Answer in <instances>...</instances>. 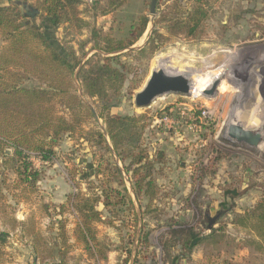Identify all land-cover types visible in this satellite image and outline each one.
I'll list each match as a JSON object with an SVG mask.
<instances>
[{"label":"rangeland","instance_id":"1","mask_svg":"<svg viewBox=\"0 0 264 264\" xmlns=\"http://www.w3.org/2000/svg\"><path fill=\"white\" fill-rule=\"evenodd\" d=\"M83 1L90 6L95 0ZM178 1L184 17L199 1L200 7L207 11L202 15L200 35H174L166 25L156 26L162 35V45L149 60H139L136 52L149 43L155 29V23L152 28L149 22L145 33L132 46L144 45L119 54L125 55L122 62L127 63L129 73L120 98L110 108L112 114L145 117L142 147L154 164L152 177L158 185L152 201L144 193L139 199L136 197L123 162L117 160L112 150L108 152L86 137L90 130L101 131L89 105L98 116L104 109L98 97L84 94L76 70L94 54L105 57L111 52L94 46L87 29L55 27L42 11L27 17L26 22L39 27L56 47L65 44L76 50L81 60L72 76L71 91L90 109L92 117L82 114L75 135L64 133L59 141L49 145L54 151L50 158L30 155L32 167L40 173L35 185L24 183L15 168L0 167V237L4 240L0 244V264H57L62 259L59 219L66 222L71 245L65 255L68 264H264V255L253 246H245L253 234L237 223L264 197V143L256 148L228 135L230 120L236 114L242 116L243 126L259 127L264 135V0ZM10 2L18 3L25 15L37 4V0H0V5L7 6ZM148 2L128 0L111 14L92 17L83 11V16L115 38L125 39L131 25L142 15L151 19ZM170 3L174 0H167L161 9ZM88 39L91 41L82 46ZM159 40L157 34L155 43ZM3 44L0 40V45ZM159 68L185 75L190 87L201 88L205 93L166 94L147 107H137L136 93L152 71ZM142 74L141 85L133 89ZM215 82L217 89L210 95ZM28 84L45 87L36 78H31ZM100 119L106 127L104 119ZM12 152L8 148L5 154ZM114 161L124 174L137 220L133 210L125 211L123 205L111 207L110 212L99 205L106 220L114 216L113 212L122 216L115 220L117 228L106 221L97 224L99 237L106 243L112 242L114 248L107 262H99L74 236L79 218L67 200L79 191L93 192L90 186L94 184L100 185L93 189L100 193L101 180L109 181L124 193L115 181ZM61 206L63 214L59 213ZM221 211L224 214L208 230L207 214L214 216ZM188 232L195 236L189 241ZM141 233L148 234V244L139 245ZM212 234L213 237L203 241ZM196 238L200 239L192 245Z\"/></svg>","mask_w":264,"mask_h":264},{"label":"trees","instance_id":"2","mask_svg":"<svg viewBox=\"0 0 264 264\" xmlns=\"http://www.w3.org/2000/svg\"><path fill=\"white\" fill-rule=\"evenodd\" d=\"M166 1L159 0L157 4L158 16L154 20L155 29L149 43L136 52L139 60H149L162 45V35L159 34L156 26L166 25L168 31L174 35L184 34L189 37L200 35L202 15L207 12L200 7V1L187 17H184L178 0L161 9V5ZM127 2L128 0H95L89 6L83 0H37V4L33 7L46 13L55 27L65 25L67 29L76 31L87 29L94 46L106 52H114L134 45L145 33L151 19L147 15H142L131 25L127 38L117 39L110 32H105L92 24L83 16V11L92 17L107 15ZM150 3L151 0L148 4ZM81 5L85 7L83 10L80 9ZM90 8H93V12ZM27 17L16 2H10L7 6L0 5V40L5 42L0 45V167L8 165L11 169L15 168L22 181L28 186H33L40 180V173L32 167L28 159L30 155H38L43 159L50 158L54 151L49 145L59 141L64 133L75 135L80 127L81 115L92 117V113L71 91L74 85L72 76L81 60L76 50L73 46L65 44L56 47L39 27L26 22ZM157 34L160 42L155 43ZM90 39L82 46H85ZM124 56L118 54L104 57L94 54L79 70L78 78L84 94L90 98L100 99L104 111H100L99 117L104 119L109 140L100 130H90L86 132V137L108 152L111 150L108 144L110 141L115 153L123 162V169L129 176L136 197L139 199L144 193L152 201L158 193V185L152 177L154 164L142 147L145 117L110 112V108L120 98V90L129 73L127 63L122 62ZM142 76L144 74L140 75L141 78L132 86L133 89L141 85ZM31 78L38 79L45 84V87H30L28 81ZM66 109L68 112H65ZM8 148L13 149L11 155L5 154ZM126 158H130L129 162ZM112 165L116 175L115 181L122 186L124 193L112 186L109 181L101 180L103 188L100 193L93 190L100 185L94 184L90 186L93 192L85 194L79 191L71 194L67 200L79 218L74 236L99 262H107L109 253L114 248L112 242L106 243L99 237L97 224L106 221L108 225L117 228L114 224L115 220L122 217L118 212H113L114 216L106 220L99 205L102 204L109 212L111 207L123 205L125 211L128 208L133 210L135 221L137 220L133 198L124 174L116 161ZM119 195L121 196L119 199L112 200ZM150 206L151 202L148 204V207ZM61 208L59 213L63 214L64 206ZM237 223L253 234L245 246H253L256 251L264 255V197L252 211L241 216ZM57 228L58 236L62 239L60 246L62 259L57 264H68L65 255L71 245L66 222L59 219ZM187 235V241L195 237L193 232H188ZM210 237H213V234L203 241L206 242ZM199 239L192 240V245ZM3 242V238L0 237V244ZM143 242L148 244L146 233L140 234L139 245ZM184 242L182 244H186ZM61 247H64V250ZM50 251V254H53V249ZM128 251L130 252V249Z\"/></svg>","mask_w":264,"mask_h":264},{"label":"water","instance_id":"3","mask_svg":"<svg viewBox=\"0 0 264 264\" xmlns=\"http://www.w3.org/2000/svg\"><path fill=\"white\" fill-rule=\"evenodd\" d=\"M158 1L159 0H151V3H150L149 16L151 17L150 22H151L152 28L154 26V19L157 16ZM39 13H40L39 9L31 7V11L27 13V16L34 17ZM142 46L128 47L125 49H121V50L108 53L107 55L115 56V55L121 54L124 51L140 49ZM82 65L83 64H81L76 70V76L79 73V70L82 67ZM217 86H218V82L213 83L212 89L209 91L210 95H212L216 91ZM166 94H179V95H184V96L189 95L190 94V80L183 74H170L163 68L153 70L146 84L144 85V87L139 92L136 93L135 105L137 107H147L151 105L152 102L156 98L166 95ZM89 106H90V109L93 113L95 120L99 124V127L103 135L107 138V140H109L106 127L102 123L94 107L92 105H89ZM241 117H242L241 115L236 114L230 120V123L228 126V135L231 138L236 139L239 142H244L246 144H249L252 147H256V148L261 147L264 143V135L262 133L261 128L259 127H255L252 129L246 128L240 122ZM108 144H109L110 149L116 156L117 160L119 161L120 159L115 153L110 142ZM223 214L224 212H219L218 214L214 216L207 214V218H208L207 229L211 230Z\"/></svg>","mask_w":264,"mask_h":264},{"label":"bare ground","instance_id":"4","mask_svg":"<svg viewBox=\"0 0 264 264\" xmlns=\"http://www.w3.org/2000/svg\"><path fill=\"white\" fill-rule=\"evenodd\" d=\"M203 93H205V90H203L201 88H193V87H190V94H191V96L197 95V94H203Z\"/></svg>","mask_w":264,"mask_h":264},{"label":"built area","instance_id":"5","mask_svg":"<svg viewBox=\"0 0 264 264\" xmlns=\"http://www.w3.org/2000/svg\"><path fill=\"white\" fill-rule=\"evenodd\" d=\"M164 121H165V122H168V121H169V118H168V117H165V118H164Z\"/></svg>","mask_w":264,"mask_h":264},{"label":"flooded vegetation","instance_id":"6","mask_svg":"<svg viewBox=\"0 0 264 264\" xmlns=\"http://www.w3.org/2000/svg\"><path fill=\"white\" fill-rule=\"evenodd\" d=\"M221 212H223V211H221ZM207 217V216H206ZM207 220H208V218H207Z\"/></svg>","mask_w":264,"mask_h":264}]
</instances>
